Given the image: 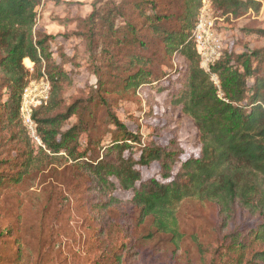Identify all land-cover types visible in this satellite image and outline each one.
Here are the masks:
<instances>
[{
    "label": "trees",
    "instance_id": "trees-1",
    "mask_svg": "<svg viewBox=\"0 0 264 264\" xmlns=\"http://www.w3.org/2000/svg\"><path fill=\"white\" fill-rule=\"evenodd\" d=\"M178 1L181 12L169 13L152 0H95L92 12L77 25V36L88 43L92 58L102 61L94 72L98 75L97 92L104 90L101 73L117 69L126 59L127 75L121 79L125 89L148 87L157 94L168 91L164 105L171 111L179 109L192 122L199 156L182 163L174 173L182 154L176 136L166 146L142 145L101 95L91 96L87 102L65 104L66 78L49 50L53 37L34 32L41 0H0V87L7 90V124L21 126L25 148L17 175L68 158L87 174L103 197L117 188L132 191L129 203L137 224L150 219L154 232L169 237L175 245L181 240L177 213L186 200L214 204L223 227L236 211L244 212L257 222L250 235L264 244V48L243 52L225 48L211 68L220 98L210 75L199 66L191 38L202 0ZM210 1L227 22L250 10L258 11L261 0ZM256 33L264 35L263 30ZM175 57L182 62L174 69L170 62ZM26 61L33 64L32 73L24 67ZM42 72L50 82V97L46 106L34 111L33 119L50 154L40 150L33 155L19 118V105L24 87ZM90 105L103 109L99 119L110 142L101 156L86 160L88 153H94L92 145L98 144L91 135L95 116ZM72 117H76V123L63 129ZM84 134L88 135V144L80 150ZM60 152L64 156H59ZM153 163L159 166L161 180L141 181L139 169ZM12 180L17 183L20 177ZM238 236L234 233L231 238L236 241ZM239 258L236 264H264V249L251 261L244 260L243 254Z\"/></svg>",
    "mask_w": 264,
    "mask_h": 264
},
{
    "label": "rangeland",
    "instance_id": "rangeland-1",
    "mask_svg": "<svg viewBox=\"0 0 264 264\" xmlns=\"http://www.w3.org/2000/svg\"><path fill=\"white\" fill-rule=\"evenodd\" d=\"M94 1L41 0L36 8L34 32L53 37L49 50L66 78L65 104L87 102L91 96L101 95L126 130L138 135L142 145L166 146L176 136L182 151L174 168L176 173L182 163L199 156L197 131L179 109L171 111L164 105L168 91L157 94L148 87L127 90L122 86L121 79L127 75L126 59L117 69L101 73L104 90L97 92L98 75L94 72L102 61L94 60L88 43L77 36L78 21L88 17ZM152 1L169 13L182 10L178 0ZM259 30L264 31V0L258 11L250 10L220 24L225 48L235 52L264 48V35L256 33ZM181 62L175 57L170 67L178 68ZM23 65L33 72L31 62ZM6 95L7 90L0 87V264H236L239 255L251 261L264 249V244L250 235L257 222L247 214L236 211L223 227L214 204L195 200H186L178 210L181 240L175 245L169 237L154 232L150 219L137 224L129 203L132 191L117 188L103 197L87 174L68 158L17 175L25 151L23 132L17 123L7 124ZM90 106L95 116L91 135L98 144L92 145L94 153H88L86 160L101 156L110 142L99 119L103 109ZM75 123L76 117H72L63 129ZM24 133L28 136L25 128ZM87 136L82 135L80 150L85 148ZM30 142L33 155L40 150L50 154ZM139 170L141 181L161 180L157 163ZM17 176L20 180L15 183L12 178ZM109 197L117 203L110 202ZM234 233H239L236 241L231 238Z\"/></svg>",
    "mask_w": 264,
    "mask_h": 264
},
{
    "label": "built area",
    "instance_id": "built-area-1",
    "mask_svg": "<svg viewBox=\"0 0 264 264\" xmlns=\"http://www.w3.org/2000/svg\"><path fill=\"white\" fill-rule=\"evenodd\" d=\"M221 13L216 11L210 0H202L197 13L191 38L199 57V66L209 74L211 81L222 98L218 80L211 74L212 66L220 59L225 45L220 24L223 22ZM51 86L48 77L42 72L39 78L30 80L24 87L19 105V118L30 139L45 150L37 133V124L33 119L36 109L46 106L50 97Z\"/></svg>",
    "mask_w": 264,
    "mask_h": 264
},
{
    "label": "bare ground",
    "instance_id": "bare-ground-1",
    "mask_svg": "<svg viewBox=\"0 0 264 264\" xmlns=\"http://www.w3.org/2000/svg\"><path fill=\"white\" fill-rule=\"evenodd\" d=\"M27 64H30L28 61H26Z\"/></svg>",
    "mask_w": 264,
    "mask_h": 264
}]
</instances>
